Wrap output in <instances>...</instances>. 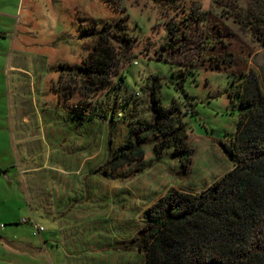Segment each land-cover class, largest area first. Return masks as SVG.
Listing matches in <instances>:
<instances>
[{"label":"rangeland","instance_id":"374dc122","mask_svg":"<svg viewBox=\"0 0 264 264\" xmlns=\"http://www.w3.org/2000/svg\"><path fill=\"white\" fill-rule=\"evenodd\" d=\"M259 1L0 0V264H145L144 253L123 248L142 227L141 213L170 189L195 195L229 170L218 145L239 118L231 95L251 72L264 92ZM101 36L112 80L123 75L120 90L117 79L97 91L93 78L92 91L79 82ZM153 84L160 110L174 108L164 124L186 126L194 149L188 173L179 174L172 147L156 158L157 138L149 137L143 160L113 174L143 172L124 181L94 175L105 159L108 116L123 104L134 121L149 116ZM74 113L93 114V124ZM76 127L93 130V152H85V134L72 151ZM129 127L118 121L112 151ZM58 134L63 145L50 151ZM58 208L76 219L59 217Z\"/></svg>","mask_w":264,"mask_h":264},{"label":"trees","instance_id":"16d2710c","mask_svg":"<svg viewBox=\"0 0 264 264\" xmlns=\"http://www.w3.org/2000/svg\"><path fill=\"white\" fill-rule=\"evenodd\" d=\"M259 3L264 7L263 0ZM105 42L101 36L82 74L80 83L91 91L92 78L94 84L99 83L96 91L117 83L116 79L120 90L124 79L120 75L112 80L115 67H110ZM235 95L240 108L235 131L226 133L225 141L218 145L231 168L202 192L192 195L170 189L141 213L142 227L123 248L144 253L145 264H264V92L254 72L245 87L231 95L232 100ZM147 100L149 116L135 121L127 116L126 104L114 107L107 119L108 159L93 171L94 175L124 181L143 172V167L136 166L127 174H113L143 160L149 137L157 138L156 158L172 147L171 155L180 163L179 174L188 173L194 149L188 144L185 124H164L174 120L175 116H167L174 108L160 110L155 84ZM99 103L94 109L102 113ZM120 119L130 125L128 139L112 151L113 131Z\"/></svg>","mask_w":264,"mask_h":264},{"label":"crops","instance_id":"0c3cea01","mask_svg":"<svg viewBox=\"0 0 264 264\" xmlns=\"http://www.w3.org/2000/svg\"><path fill=\"white\" fill-rule=\"evenodd\" d=\"M76 109V108H75ZM86 115H88V114H86ZM88 117H89V119H91L90 120V122H88ZM95 117V116H94ZM94 117H93V114H90V116H81V117H79V116H76V114L74 113V118H77L78 119V121L79 122H81V119L83 120V121H85V123L88 125V124H93V121H94ZM83 124V123H82ZM77 126H78V124H77ZM85 127V126H84ZM84 127H83V129H84ZM79 128L78 127H76V138H74L73 139V141H72V143H73V146H72V151L73 152H76L77 151V149H76V147H78V146H80V144H81V138L83 137V135L85 134V137L87 138V137H89L90 139H89V141L87 142L86 141V138L84 139L85 140V143H86V146H85V152H93L92 151V149H93V130L92 129H90V130H88V128L86 127V129L85 130H83L84 131V134H80L81 132L78 130ZM58 136H59V134H58ZM79 136V137H78ZM83 140V139H82ZM51 141H53L54 142V144L53 145H51V143L49 144L48 143V149L51 151V149L52 148H59L60 146H62L63 145V143H62V137L61 136H59V137H57L56 136V138L54 139V140H51ZM50 141V142H51ZM59 141H61V143L60 144H58L59 143ZM25 143V142H24ZM79 150H81V148L79 149ZM105 150H106V154H105V159H103V161L101 162V164L100 165H102L107 159H108V147H107V138H106V146H105ZM55 157V156H54ZM90 159L92 160V157H90ZM49 160H50V158H49ZM52 160V159H51ZM100 165H98L97 167H99ZM0 169H1V167H0ZM45 169H47V167L45 168ZM29 172H30V169H27ZM25 175V172L23 171L22 172V176H24ZM22 183H23V185L25 186V181H22ZM32 184H34V183H32ZM44 206H42L41 208H43ZM47 209V208H46ZM31 210V209H30ZM48 210V209H47ZM45 213H47V211H44ZM56 214H58V216L59 217H61V216H63V217H66L67 218V220L68 221H70V218H73V219H76V215H74L73 213H71L69 210H67V209H60V208H58L57 209V213ZM51 215H48V217H50ZM73 222H76V223H78V221H74L73 220ZM68 223V222H67ZM68 228H71V225L69 224V226H68ZM32 229H33V227H32ZM33 231H34V229H33Z\"/></svg>","mask_w":264,"mask_h":264},{"label":"built area","instance_id":"2783aa9c","mask_svg":"<svg viewBox=\"0 0 264 264\" xmlns=\"http://www.w3.org/2000/svg\"><path fill=\"white\" fill-rule=\"evenodd\" d=\"M138 97V93L135 94ZM22 222H25V220H23ZM33 229H34V234H38L40 233L43 228L39 227L36 223L33 222Z\"/></svg>","mask_w":264,"mask_h":264},{"label":"flooded vegetation","instance_id":"af4514ba","mask_svg":"<svg viewBox=\"0 0 264 264\" xmlns=\"http://www.w3.org/2000/svg\"><path fill=\"white\" fill-rule=\"evenodd\" d=\"M71 72H72V70H71V71H68V72H66V74H67V75H69V76H71V75H72V74H71ZM80 73H81V71H79V73H78V74L81 76V77H80V81H79V82H81V80H82V74H80ZM75 77H76V76H75ZM76 78H77V77H76Z\"/></svg>","mask_w":264,"mask_h":264}]
</instances>
